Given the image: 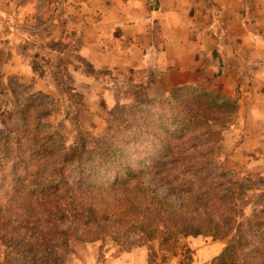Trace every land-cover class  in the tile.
Returning <instances> with one entry per match:
<instances>
[{
    "label": "trees",
    "instance_id": "16d2710c",
    "mask_svg": "<svg viewBox=\"0 0 264 264\" xmlns=\"http://www.w3.org/2000/svg\"><path fill=\"white\" fill-rule=\"evenodd\" d=\"M185 94L212 100L218 97L194 87L173 91L162 101L161 110H172L178 130L185 129L186 120L210 121L215 112L204 108L210 100L192 109L179 101ZM36 98L27 97L25 125L13 139L27 156L22 162L23 176L12 177L9 191L8 183L0 182V221L12 213L0 224L12 233L9 238L0 233V238L20 251L21 264H50V252L72 239L111 237L122 243L133 233L157 240L165 251L179 255L180 264H192L193 259L189 245L184 247L191 261L175 250L179 235L221 240L218 259L225 264H264V208L247 211L248 193L256 191L253 186H241L232 172L221 169L213 142H199L192 138L194 132L189 140L174 145L168 138V126H161L168 115L159 114L151 136L166 131L162 139L166 158L154 160L150 169L133 164L119 168L122 162L112 156L113 139L71 160L63 140L39 120ZM136 113L151 118L150 111L137 109ZM198 125L188 130L189 135ZM11 140L0 139V170L10 156L4 154L11 148Z\"/></svg>",
    "mask_w": 264,
    "mask_h": 264
},
{
    "label": "crops",
    "instance_id": "0c3cea01",
    "mask_svg": "<svg viewBox=\"0 0 264 264\" xmlns=\"http://www.w3.org/2000/svg\"><path fill=\"white\" fill-rule=\"evenodd\" d=\"M65 1L47 18L33 1L8 17L14 22L44 19L34 30L43 50L39 55L50 65L53 57L74 56L65 64L75 81L84 82L83 96L106 95L116 105L129 94L163 97L180 86L222 91L237 101L238 110L237 120L224 131V162L231 163L236 176L243 170L246 175L264 171V0ZM62 19L68 24L59 27ZM8 24L23 44L34 32ZM52 42L66 50L51 48ZM55 77V68L47 64L46 85L37 83V89L50 91ZM193 247L192 264H219L222 242L201 238ZM167 260L180 264L179 255ZM115 261L144 264L128 257Z\"/></svg>",
    "mask_w": 264,
    "mask_h": 264
},
{
    "label": "rangeland",
    "instance_id": "374dc122",
    "mask_svg": "<svg viewBox=\"0 0 264 264\" xmlns=\"http://www.w3.org/2000/svg\"><path fill=\"white\" fill-rule=\"evenodd\" d=\"M31 1L35 3L38 12L40 8L45 11V17L47 18L50 13L53 14L55 9H63V1L65 0H0V139L5 137L12 139L10 142L11 148L5 151L4 154L10 156L7 157L4 167L0 170V182L6 184L10 182L12 177L16 179L18 176H23L21 167L27 156L23 153L24 149L19 147V143L13 139L17 138V131L23 129L25 125L23 109L27 97L32 95L37 97L36 104L40 106L36 110L39 120L41 119L49 125L48 129H52L63 140L62 142L65 143L68 150L67 158L72 160L86 154L95 147L97 149L102 148L108 144L107 142L110 139H113L112 141H116L112 151L113 160L122 162V165L119 166L121 169H124L127 164H133L137 168L150 169L154 160L166 158L167 149L163 147L162 140L167 135L166 131L161 130L153 136H151V132H154L158 115H168V120L166 123H161V126H168L166 129L169 132L168 138L173 141L174 145H180L183 141L189 140L194 132H197V134L192 138H196L199 142L205 144L208 140L213 142L221 169L232 172L236 180L242 184L241 186H253L252 189L256 191L248 193L250 196L247 199V202L249 200L247 211L255 213L258 208H264V175H262L264 171L253 169L249 175H246L243 170L244 173L240 172L236 176V173L230 169L231 163L224 162L225 156L228 155V152L226 154L224 152V131L229 129L238 117L237 101L234 98L226 97L222 91H214L199 86H186L189 90L194 87L203 90L204 93L214 92L218 97L216 100H212L210 96L206 98H197L193 94L180 96L179 101L192 109H196L197 105L204 103L205 99H209L210 101L207 102L208 104L204 108L215 113L210 121L195 122L193 120L190 122L186 120L185 129L178 130V118L174 119L172 117V110L169 109L165 112L161 110L162 101L170 96L172 92L163 97L133 96L129 94L119 97L120 102L116 105L108 102L106 95H92L91 93V95L83 96L81 91L85 89L84 82L75 81L70 71H67L69 65L65 64L74 56L68 53L67 56L62 58L53 57V65H50L49 61L43 58V55H39L41 52L43 53V50L37 43L40 38L34 30L43 24L44 19L32 22L27 17L28 21L22 19H20V22L10 21L9 15L16 14L19 11L22 12L26 7L32 6L29 4ZM75 8H72V10ZM11 10L13 12L6 13ZM8 23L32 29L34 32L27 33L31 37L23 44L19 42L21 36L17 37L9 33V27L12 25ZM57 23L59 27H62L68 24V21L62 19ZM41 35L44 36L45 34ZM11 42L14 45H11ZM48 45L59 51L66 50L59 43L52 42ZM51 59L49 57V60ZM21 63L27 64L23 66ZM47 64L51 69L55 68L57 73L55 79L59 85L55 81L51 83L50 91L46 89H44L46 91L38 90L37 83H40L43 87L46 85L45 68ZM28 71L31 74L27 73ZM47 83L49 82L47 81ZM74 87H77V91ZM180 87L173 89V91ZM129 89L132 92L133 86H129ZM137 109L150 111L148 115L151 118L148 119L147 114L136 113ZM32 115L33 113L29 114L28 120L32 118ZM33 121L34 119L31 122ZM197 124L200 127L189 135L188 130L196 128ZM142 129L145 131L142 132ZM16 160L17 164H15ZM29 184L27 182L26 185ZM9 188L10 183L6 184L7 191H9ZM11 214L0 221V224L11 218ZM0 233L9 238L12 229L8 227L1 229L0 227ZM138 236L137 233H133L127 240H122V243L116 242L111 237L94 241L72 239L67 245H62L60 249L51 251L49 262L50 264H118L115 261L116 259L128 257L131 260L144 261V264L170 263L167 259L174 255L170 251H165V248L157 240ZM201 238L206 242H222L203 235L185 237L179 235L174 248L189 261L190 254L187 255L184 245L190 246L193 256L195 240L201 241ZM173 241H176V239L171 242ZM9 242L15 244L14 241ZM169 246L170 244L166 245V247ZM19 253L20 251L15 249L13 245H8L0 238V264H21V254L19 256ZM192 256L191 259L194 260ZM218 260L219 264H225L222 258Z\"/></svg>",
    "mask_w": 264,
    "mask_h": 264
}]
</instances>
